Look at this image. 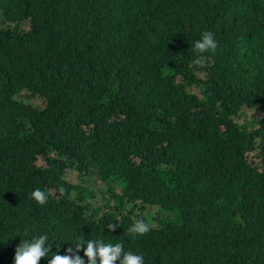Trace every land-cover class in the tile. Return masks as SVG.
<instances>
[{
    "label": "trees",
    "instance_id": "1",
    "mask_svg": "<svg viewBox=\"0 0 264 264\" xmlns=\"http://www.w3.org/2000/svg\"><path fill=\"white\" fill-rule=\"evenodd\" d=\"M16 234L264 264V0H0V264Z\"/></svg>",
    "mask_w": 264,
    "mask_h": 264
},
{
    "label": "clouds",
    "instance_id": "2",
    "mask_svg": "<svg viewBox=\"0 0 264 264\" xmlns=\"http://www.w3.org/2000/svg\"><path fill=\"white\" fill-rule=\"evenodd\" d=\"M218 48L215 34L203 31L200 38L191 44V52L196 57V63L203 65L206 60L205 54H212ZM31 198L38 206L47 205L49 193L41 188H36L31 193ZM118 224H109L108 229L115 231ZM150 231V225L144 219L135 220L128 232L135 237H143ZM22 237V241L15 249L13 264H40L45 260L47 264H145V257L138 251L125 250L122 242H111L104 239L77 238L70 241L74 247L67 249L66 255L59 254V249L53 251V243L49 242L46 234L32 235L16 234ZM3 242V241H0ZM83 251L82 257L79 253ZM87 258V262L85 258Z\"/></svg>",
    "mask_w": 264,
    "mask_h": 264
},
{
    "label": "rangeland",
    "instance_id": "3",
    "mask_svg": "<svg viewBox=\"0 0 264 264\" xmlns=\"http://www.w3.org/2000/svg\"><path fill=\"white\" fill-rule=\"evenodd\" d=\"M36 102H37V101H35V103H36ZM36 104H37V103H36ZM244 115L246 116V118L250 119V118L252 117V115H253V112H251V111H246V112L244 113ZM71 177H72V179L77 180L78 175H77V173H76L75 171H73ZM96 203H97L98 206H99V205H102V204L104 203V201L99 200V201L96 202ZM148 212L150 213L151 216H153V215H156L157 209H152V210H149Z\"/></svg>",
    "mask_w": 264,
    "mask_h": 264
}]
</instances>
